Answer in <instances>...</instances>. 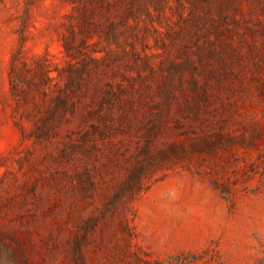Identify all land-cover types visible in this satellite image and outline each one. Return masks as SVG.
Returning a JSON list of instances; mask_svg holds the SVG:
<instances>
[{
	"label": "rangeland",
	"instance_id": "obj_1",
	"mask_svg": "<svg viewBox=\"0 0 264 264\" xmlns=\"http://www.w3.org/2000/svg\"><path fill=\"white\" fill-rule=\"evenodd\" d=\"M0 264H264V0H0Z\"/></svg>",
	"mask_w": 264,
	"mask_h": 264
}]
</instances>
